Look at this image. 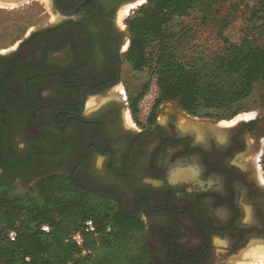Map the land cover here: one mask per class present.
Wrapping results in <instances>:
<instances>
[{
    "label": "flooded vegetation",
    "instance_id": "af4514ba",
    "mask_svg": "<svg viewBox=\"0 0 264 264\" xmlns=\"http://www.w3.org/2000/svg\"><path fill=\"white\" fill-rule=\"evenodd\" d=\"M136 1L50 0L54 20L0 50V182L63 175L142 222L156 264H233L215 261V237L232 259L264 248L262 117L223 124L154 101L136 119L117 20ZM199 123L225 131L193 133Z\"/></svg>",
    "mask_w": 264,
    "mask_h": 264
},
{
    "label": "trees",
    "instance_id": "16d2710c",
    "mask_svg": "<svg viewBox=\"0 0 264 264\" xmlns=\"http://www.w3.org/2000/svg\"><path fill=\"white\" fill-rule=\"evenodd\" d=\"M222 1L226 0H149L128 20L131 45L126 62L154 77L159 90L156 108L176 102L193 116L233 119L248 108L246 102L257 89L264 100V47L254 35L214 49L195 44L197 36L182 21ZM252 22L264 27V0ZM145 91L136 100L137 113ZM154 120L155 112L150 117ZM89 220L97 232L85 234L88 254L82 256L70 237ZM43 226L50 231H43ZM11 231L17 233L14 241ZM69 262L156 264L142 222L124 217L114 204L87 196L67 177L54 175L17 185L0 182V264Z\"/></svg>",
    "mask_w": 264,
    "mask_h": 264
},
{
    "label": "rangeland",
    "instance_id": "374dc122",
    "mask_svg": "<svg viewBox=\"0 0 264 264\" xmlns=\"http://www.w3.org/2000/svg\"><path fill=\"white\" fill-rule=\"evenodd\" d=\"M17 1L0 0V3H4V5L0 4V50L7 49L14 43L20 42L31 30L40 28L46 25V23H49L50 20H54V13L50 7V0ZM261 1L262 0H226L218 2L213 6H205L204 12L195 11L191 13L189 17L184 18L182 21L184 24L188 25L197 36L198 39L195 44H207L214 49H221L225 43H239L245 36L254 35L260 45L264 47V27H257L256 24L252 22V16ZM148 2L149 0L132 2L131 4H141L137 5V9L131 10L127 17V21L135 16L139 10L147 7ZM129 4H122L118 8V21L120 18V11L124 6ZM225 22H228V24L225 25ZM257 28H259V31L255 32ZM124 77V84L130 100H137L136 98L146 90L145 96L138 102V113L135 112L136 119L145 120L151 105L157 98L154 88L155 79L148 70L136 71L129 65L126 66ZM260 93L261 91L257 89L246 102L248 108L236 117H240L245 113L257 112L259 116L262 117L264 123V100H261ZM168 107V110H170L172 105ZM254 115L256 114L254 113ZM198 117L206 116L201 114ZM236 117H234V119ZM212 118L216 119L217 117L215 115V117ZM217 119L225 120L223 122L228 121V119ZM160 120H163L161 115ZM210 121L212 122L214 120ZM261 165L264 172V157ZM224 241V236L220 238L215 237L214 239V247L217 255L215 261L226 260L232 261L233 264H238L237 260L239 257L245 254H241L237 256L236 259H232V256H228V253H225ZM256 251L258 250H255V252L252 251L255 259L252 264H261V259L257 257ZM225 254L227 255L225 256Z\"/></svg>",
    "mask_w": 264,
    "mask_h": 264
},
{
    "label": "built area",
    "instance_id": "2783aa9c",
    "mask_svg": "<svg viewBox=\"0 0 264 264\" xmlns=\"http://www.w3.org/2000/svg\"><path fill=\"white\" fill-rule=\"evenodd\" d=\"M154 88H155V93L157 95V98L159 96V90H158V86L156 84H154ZM156 98V99H157ZM156 99L154 101H156ZM154 103V102H153ZM42 230L45 232H49L50 231V227L49 226H43ZM97 232V227L95 225V223L92 220H89L87 222H85L84 227L81 231L76 232L74 234L71 235L70 237V241L75 243L79 249L81 250V255L82 256H86L88 254V250L85 249V234H90V233H96ZM17 237V233L15 231H11L9 233V238L14 241ZM68 264H74L73 262H69Z\"/></svg>",
    "mask_w": 264,
    "mask_h": 264
},
{
    "label": "bare ground",
    "instance_id": "6f19581e",
    "mask_svg": "<svg viewBox=\"0 0 264 264\" xmlns=\"http://www.w3.org/2000/svg\"><path fill=\"white\" fill-rule=\"evenodd\" d=\"M142 3V2H141ZM141 3L138 4H129L127 6H124L122 8V10L120 11V18H119V22L122 23L123 19H125L126 17H128L129 13L131 12L132 9H137V5H140ZM2 5H4V3H0ZM254 113H245L243 115H241L240 117H236L235 119H233L232 123H236V121H238L239 119H251L254 118ZM200 124V123H199ZM223 124H227L226 122H223ZM195 125V124H194ZM202 125L200 124L199 127H201ZM198 127V128H199ZM263 147H264V143H263ZM261 178L264 180L263 176H261ZM257 253L260 254V262L261 264H264V248L260 249ZM252 253H249V255H243L241 256L238 260L237 263L238 264H251L250 262H252V258L253 255H251ZM259 262V263H260ZM258 264V263H257Z\"/></svg>",
    "mask_w": 264,
    "mask_h": 264
},
{
    "label": "water",
    "instance_id": "95a60500",
    "mask_svg": "<svg viewBox=\"0 0 264 264\" xmlns=\"http://www.w3.org/2000/svg\"><path fill=\"white\" fill-rule=\"evenodd\" d=\"M82 4V3H81ZM80 4V5H81ZM80 5L76 8V9H74V10H72V11H62L64 14H66V15H73L76 11H77V9L80 7ZM199 125L197 124V125H195L193 128H192V132L193 133H195V131L196 132H198L200 135H201V133H202V131H204L205 129L207 130H209L208 132H209V134L211 135V136H215V135H217L218 133H220V132H224L225 131V129L224 128H219V127H216L215 128V126H213V127H211L210 129H209V125H205V126H201V127H199ZM204 127H205V129H204ZM208 134V133H207ZM70 177H71V180L74 182V180H73V175L71 174L70 175ZM75 184L76 185H79V186H83V187H85V188H87V189H90V190H92L95 194H99L96 190H94L93 188H91V187H89V186H87V185H83V184H80V183H78V182H75ZM119 208H120V210H121V205L119 204Z\"/></svg>",
    "mask_w": 264,
    "mask_h": 264
}]
</instances>
